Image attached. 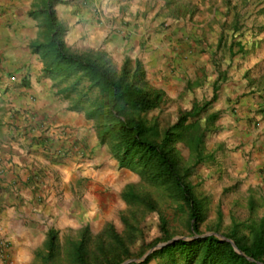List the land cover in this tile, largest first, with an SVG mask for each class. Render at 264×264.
I'll return each instance as SVG.
<instances>
[{"label":"crops","instance_id":"0c3cea01","mask_svg":"<svg viewBox=\"0 0 264 264\" xmlns=\"http://www.w3.org/2000/svg\"><path fill=\"white\" fill-rule=\"evenodd\" d=\"M43 3L44 0H0V208L4 209L0 226L3 228H14L17 215L65 211L58 200L71 199L72 189L76 190L78 183H84L91 176L90 165L98 163L99 156L108 150L99 142L89 103L75 101L76 93L68 90L71 84H65L64 79L46 76L40 56L31 48L40 39L42 28L40 20L30 13ZM191 4L198 10L192 12ZM55 11L67 30L64 41L68 47L80 53L101 52L117 62L118 68L127 58L139 61L146 81L167 98L188 92L190 52L178 50L176 44L161 43L163 34L159 28L151 31L149 25L135 27L137 20L139 24L174 23L169 34L173 38L176 35L185 40L213 39L218 47L227 37L230 39L229 66L235 71L239 64L245 72L264 63V0H60ZM224 23L230 25L227 31ZM192 44L194 60L206 64L209 52L212 54L214 50L209 49L208 42L202 47L198 41ZM231 49L236 53L234 57ZM227 83L222 87L219 105H224L227 97L239 96L241 105L252 104L256 109L257 97L249 90L250 86L246 87L248 80L231 82L229 90ZM255 115L254 111L251 116ZM224 120L233 118L226 115ZM238 122H231L234 129L230 138L225 135L227 142L222 141L226 151L235 145L240 150L228 154L223 168L226 170L232 165L238 173L243 158L250 159V151H257V158L249 163L251 172L246 180H242L246 172L241 168L244 174L238 190L247 196L249 213L255 216L262 211L263 217L264 127L255 132L239 118ZM39 136L46 140L38 142ZM256 140H262L260 146ZM74 150H79V154L84 150L85 159L73 158ZM80 161L84 164H78ZM235 162L238 164L234 165ZM246 166L244 162L242 167ZM42 173L51 179L48 187L52 196L45 206L35 200L29 204L26 198L39 196L40 188L34 186V180L42 179Z\"/></svg>","mask_w":264,"mask_h":264},{"label":"trees","instance_id":"16d2710c","mask_svg":"<svg viewBox=\"0 0 264 264\" xmlns=\"http://www.w3.org/2000/svg\"><path fill=\"white\" fill-rule=\"evenodd\" d=\"M60 0H44L43 6L30 13L40 20L41 37L31 48L43 62L46 76L62 79L75 78L68 90L74 93L84 81L88 83L82 92L80 103L92 100V119H97L99 142L109 145L120 168L137 172L149 184L163 189V192L182 213H187L188 228L192 236L181 239L154 251L145 261L143 254L161 243L173 238L164 216L160 218L162 236L154 243L141 242L137 254L130 245L139 232L136 224L123 217L127 234H119L113 225L92 237L86 227L80 239L71 243L69 259L73 264H264V216L255 219L250 213L246 221L247 233H242L235 223L228 234L221 239L216 234L205 235L201 225L205 220L206 202L200 199L190 181L197 165L211 157L203 156V146L214 131V122L221 116L220 111L210 113L218 99L214 97L199 104L197 101L185 110H180L175 124L161 130L158 121L150 123L146 116L161 107L164 93L148 90L142 65L127 58L121 68L101 52L71 54L64 41L66 28L59 21L55 6ZM236 53L231 49V57ZM97 93L94 98L91 94ZM189 152L190 161L183 155ZM124 199L129 202L145 200L132 190L126 191ZM256 216V215H255ZM135 221L138 223L137 218ZM58 232L50 229L45 243L46 261L60 254ZM230 240V241H229ZM233 242V243H232ZM128 259V260H127Z\"/></svg>","mask_w":264,"mask_h":264},{"label":"rangeland","instance_id":"374dc122","mask_svg":"<svg viewBox=\"0 0 264 264\" xmlns=\"http://www.w3.org/2000/svg\"><path fill=\"white\" fill-rule=\"evenodd\" d=\"M190 7L192 12L198 10L192 4ZM224 9L226 10V8ZM141 18H144V16ZM137 22L139 20L133 24L135 27L146 28L149 25L148 30L151 31L159 28V31L163 34V38L160 40L161 43L170 46L176 44L180 51L188 50L192 64L188 69L191 74L186 84L188 92L177 97L170 96L167 98L164 95V102L161 107L146 116L150 123L158 121L161 130H165L176 123L180 110L190 108L194 101L201 105L210 101L215 95V89H218V99L212 105L210 113L220 111L221 116L214 122V131L202 150L203 156L211 158L196 166L190 176V181L194 185L196 195L200 199H205L206 202L205 220L201 225V232L205 235L216 234L223 236V234H228L233 225L237 223L240 225V231L243 234L247 233L246 221L250 217L246 206L247 196L245 192L238 190V184L240 185L242 180L248 178L251 172V164L249 163L257 158L255 156L257 151L251 150L252 156H250V159L243 158V161L239 162L246 175H243L241 168L237 173L232 165L225 170L223 168L224 159L227 158L229 153L239 151L240 147L235 145L231 150L226 151L224 142L226 143L227 141L224 136L227 135V138H230V133L234 129V125L231 122L235 121L239 124L238 118L239 121L244 122L243 125L248 127L250 131L253 128L255 132L262 131L264 127V63L255 65L252 69L245 70V72H242V66L239 64L235 71L232 68L233 66H229L228 46L230 39L227 37L221 40L222 42L221 44L219 43L218 47V44H214L213 39H190V41L176 35L173 38L169 34L175 26L174 23L161 22L155 24L154 22H145L139 24ZM226 24L224 23L223 27ZM229 26V24L226 25V31ZM197 41L200 47L205 42H208L209 49L214 50L212 54L209 52L210 55L206 64H202L199 59L194 60L192 42L197 44ZM68 51L71 54L80 53L73 47H68ZM111 61L114 67L119 66L117 62ZM194 64H197L196 68ZM206 66H209V68L206 69ZM244 80H248L249 84L246 87L250 86L249 90L257 97L255 101L256 109L254 110L252 104L250 106L241 105L239 96L234 97V99L227 97L225 104L219 105L221 98H223L221 91L224 84L228 81L226 89L229 90L232 85L229 86L231 82L239 83L242 81L243 83ZM74 81L75 78H72L64 79L63 82L67 85H72ZM146 83L149 91H159L151 82L146 81ZM87 85L88 83L84 81L78 88L75 92V101L82 98V92H85ZM75 93L72 92L74 95ZM95 93L97 91L91 94L93 98L96 96ZM242 95L244 96V93ZM88 103L91 106L93 105L92 100ZM254 111L256 115L251 116ZM226 115H230L233 120H224ZM94 122L96 126L99 121L95 119ZM213 138L217 139L214 141ZM38 139V142L46 140L45 137L41 136ZM261 141L256 140L257 146H260ZM106 146L108 150L99 156L98 163L90 165L91 176L84 183H78L76 190L72 189L71 199L62 195L63 198L58 200L60 206L65 208V211H59V214H53L52 212L46 214L44 211L28 212L25 217L21 215L14 217V228H9L8 226L3 228V226H0V264H73L69 259L70 244L80 239L81 233L86 227L89 228L92 237L101 233L108 225H113L119 234L129 236L126 225L123 222V217L125 216L136 224L139 229L137 238L130 245V250L135 254H137V250H141V242L143 240L146 244L154 243L162 236L159 229L161 216L166 218L167 226L173 239H189L192 236L188 228L187 213L180 212L178 204L169 199L163 189L149 184L131 169L120 168L116 159L112 156L109 145ZM255 148L253 147V149ZM81 154H79V150H74L72 157L85 159L84 150H81ZM183 155L189 162V152L185 150ZM244 162H247L246 167H242ZM78 164L82 165L84 162L80 161ZM233 164L238 163L235 162ZM41 175V178L45 180H34V186L40 188L39 196L36 198L30 197V200L26 198L29 204H32L33 200H35L41 206H45L52 196L51 188L48 187L51 185L49 175L47 173H42ZM55 183L52 184L53 187L56 186ZM129 190L140 195L147 204L141 205L139 201L127 202L123 195ZM56 194L59 195L58 193ZM3 210V207H1L0 214ZM257 213L259 214L252 217L255 219L261 218L260 214L262 211ZM135 218H137L138 223ZM23 219L26 221L22 222ZM50 229L58 232L60 254L55 259L46 261L45 243ZM145 255L143 254L141 257ZM131 260L133 261L132 258ZM158 261L155 259L149 264H157Z\"/></svg>","mask_w":264,"mask_h":264},{"label":"water","instance_id":"95a60500","mask_svg":"<svg viewBox=\"0 0 264 264\" xmlns=\"http://www.w3.org/2000/svg\"><path fill=\"white\" fill-rule=\"evenodd\" d=\"M208 235H210V234H208ZM219 238H221V239H225V240H227L228 241V239H226V238H224L223 236H219V235H217ZM181 239H184L185 240V238H175V239H172L171 241H169V242H166V243H162V244H159V245H157L155 248H153V249H151L149 252H147L146 253V255L145 256H143L141 259H140V262H143V261H145L154 251H156V250H159V249H162L163 247H166L167 245H169V244H172V243H174V242H176V241H178V240H181ZM230 241V240H229ZM233 243V242H232ZM130 262H132V260H129V261H126V262H124V263H122V264H129Z\"/></svg>","mask_w":264,"mask_h":264}]
</instances>
